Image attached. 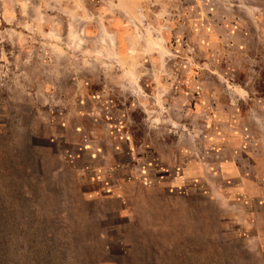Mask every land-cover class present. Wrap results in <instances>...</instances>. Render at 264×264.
Instances as JSON below:
<instances>
[{
  "label": "rangeland",
  "instance_id": "rangeland-1",
  "mask_svg": "<svg viewBox=\"0 0 264 264\" xmlns=\"http://www.w3.org/2000/svg\"><path fill=\"white\" fill-rule=\"evenodd\" d=\"M250 153L263 1L0 0V264H264Z\"/></svg>",
  "mask_w": 264,
  "mask_h": 264
},
{
  "label": "crops",
  "instance_id": "crops-1",
  "mask_svg": "<svg viewBox=\"0 0 264 264\" xmlns=\"http://www.w3.org/2000/svg\"><path fill=\"white\" fill-rule=\"evenodd\" d=\"M264 2V0H261ZM256 9L259 10L258 12L260 11H263V7L259 8L258 5H250L249 6V16H251L252 18H258L260 16V13L257 14L256 12ZM257 14V15H256ZM263 16V15H262ZM262 155H256V154H248V158H249V161L252 160L254 161L255 165L253 166V169L250 167L249 170H245V168L243 166H239L237 163L238 161L237 160H234V161H230L228 163H226L224 166H223V169L225 171V173L228 175V176H232V177H235L237 174L241 173L242 171V174L240 175V177H242V179L248 183V185L253 186V188H249L247 189L245 187V189H242L241 193H244L246 194L249 198H254L255 196H260L263 195V200L262 199H258V201H262V203L264 202V186L262 185H259V184H256L255 182V174L253 175L252 172H261L264 171V160H263V157L261 158ZM251 162V161H250ZM248 172L247 175H244V173ZM256 176H259V173L258 175L256 174ZM264 177V174L261 175ZM230 179V178H229ZM233 179V178H231Z\"/></svg>",
  "mask_w": 264,
  "mask_h": 264
}]
</instances>
